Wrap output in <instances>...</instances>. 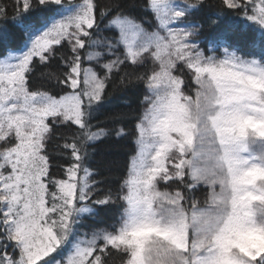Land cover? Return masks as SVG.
I'll return each instance as SVG.
<instances>
[{
	"label": "snow or ice",
	"instance_id": "obj_1",
	"mask_svg": "<svg viewBox=\"0 0 264 264\" xmlns=\"http://www.w3.org/2000/svg\"><path fill=\"white\" fill-rule=\"evenodd\" d=\"M0 264H264V0L0 3Z\"/></svg>",
	"mask_w": 264,
	"mask_h": 264
},
{
	"label": "trees",
	"instance_id": "obj_2",
	"mask_svg": "<svg viewBox=\"0 0 264 264\" xmlns=\"http://www.w3.org/2000/svg\"><path fill=\"white\" fill-rule=\"evenodd\" d=\"M101 2L108 4L111 0H101ZM131 2L132 0H128V3ZM211 2H214V0H211ZM0 3L10 6L11 0H0ZM8 22L11 23V10L9 12ZM140 98H142L141 92H136L131 89L127 92L110 89V95L106 98V103L98 115V120L101 122L102 126L111 128L112 124L110 122L106 123V118L117 113H139L141 110L139 103ZM128 101H131V107L128 106ZM94 123H96V121H94ZM124 123L126 127H131L129 121L126 120ZM133 147L134 145L131 140L118 141L115 137L108 138L97 145L92 163L94 167L100 169L109 179L115 180L126 173L129 153ZM109 223H111V221H109ZM101 227H103V225H101Z\"/></svg>",
	"mask_w": 264,
	"mask_h": 264
}]
</instances>
